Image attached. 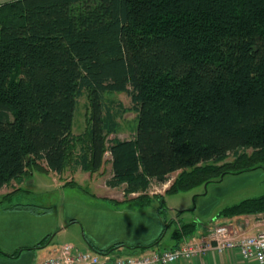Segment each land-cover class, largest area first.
<instances>
[{"label":"trees","instance_id":"trees-1","mask_svg":"<svg viewBox=\"0 0 264 264\" xmlns=\"http://www.w3.org/2000/svg\"><path fill=\"white\" fill-rule=\"evenodd\" d=\"M116 92L132 106L108 97ZM83 96L86 124L75 133ZM129 110L134 135L111 138ZM107 153V184L145 204L175 172L166 192L264 168V0L0 3V191L34 168L95 173ZM259 213L264 193L217 217ZM197 226L174 231L178 246Z\"/></svg>","mask_w":264,"mask_h":264},{"label":"crops","instance_id":"crops-1","mask_svg":"<svg viewBox=\"0 0 264 264\" xmlns=\"http://www.w3.org/2000/svg\"><path fill=\"white\" fill-rule=\"evenodd\" d=\"M6 1L9 0H0V3ZM109 158L106 155L105 163H109L111 171L112 165ZM97 173L92 174L80 169L69 177L55 173L60 178L57 181L59 184L73 179L77 186H81V182L77 181L76 177L82 174L83 177L92 179L97 185L105 186L106 193H94L96 197L94 199L69 198L63 191L60 200L46 206L51 208L46 213L14 208L10 204L0 205V264H42L53 255L55 248L66 243L73 244L80 250H91L98 254H103L98 252L100 250L104 251L120 245L109 252L113 257L144 255L154 249L164 250L178 246L173 235L184 222L180 217L179 219L169 217L159 207L158 199L154 198L157 195L164 196L173 179L164 183V191L152 195V202L145 204L137 201L136 204L131 203L134 200L120 197L117 193L119 187L109 186L106 182L108 178L105 179V185L102 182L98 183L95 176ZM26 180L28 178H25L21 184ZM23 204H38V202L28 200ZM202 205L196 211V216L200 219L192 221L197 222V229L189 236L183 237L180 245L199 239L219 224L228 225L234 231L247 234L264 230L263 213L217 217V213L221 210L218 209V200L206 199ZM172 223L176 226L169 232ZM173 264L261 263L243 259L239 250L234 248L223 253L212 251L203 256Z\"/></svg>","mask_w":264,"mask_h":264},{"label":"rangeland","instance_id":"rangeland-1","mask_svg":"<svg viewBox=\"0 0 264 264\" xmlns=\"http://www.w3.org/2000/svg\"><path fill=\"white\" fill-rule=\"evenodd\" d=\"M108 97L121 101L125 107L132 106L131 98L127 93L116 92L108 95ZM86 102L87 97L83 96L80 99L76 120L74 122L73 130L75 133H80L85 128L87 111L85 107ZM137 120L136 111L129 110L124 112L123 115L119 117L120 126L118 131L111 134L110 137H119L121 139L132 137L138 124ZM106 155L107 157H110L109 153ZM104 165L95 175L98 183L102 182L103 185H105V179L112 175L109 163L107 162ZM76 171L67 169V171L61 176L65 174L69 177ZM177 174L178 172L173 173L171 178H175ZM56 175L57 174L52 171H41L34 168L33 172L27 177L28 180L24 181L22 184L21 182L13 181L10 185L1 190L0 205H9L28 202V200H35V203L38 202L39 206H49L53 205L58 199L60 200V198H62L61 195L63 194V191L67 193L69 198L75 197L76 199L82 197L94 199L96 198L94 193H106V190H104L105 186L100 185V188L96 182L87 176L83 177L82 174H79L76 177V180L81 182V186L69 185L67 183L59 184L57 181L60 180V178ZM164 187V183H154L149 189L148 195L152 197V195H155L156 192L159 194L164 191ZM123 190L124 187L119 186L117 193L124 199L136 198L139 195L138 193H135L126 197ZM10 192H13L11 196L6 199V201H1L3 196ZM263 192L264 168H257L238 174H226L220 181L201 183L189 190L180 192H165L162 202L165 204V211L169 217H174L176 219H179L180 217L182 222L187 223L200 219V217L196 216V211L203 206V201L206 199H210V201L218 200V209L220 210L227 205L238 203L248 197L258 196ZM131 203L137 204V201L134 200L131 201ZM179 211L182 212L178 214ZM170 226L169 232L175 229L176 224L172 223Z\"/></svg>","mask_w":264,"mask_h":264},{"label":"built area","instance_id":"built-area-1","mask_svg":"<svg viewBox=\"0 0 264 264\" xmlns=\"http://www.w3.org/2000/svg\"><path fill=\"white\" fill-rule=\"evenodd\" d=\"M234 248L239 250L243 259L264 264V230L247 234L219 224L199 239L170 249H154L148 254L138 256L113 257L110 253L98 254L91 250H80L75 245L66 243L55 248L53 255L42 264H173L212 251L223 253Z\"/></svg>","mask_w":264,"mask_h":264}]
</instances>
